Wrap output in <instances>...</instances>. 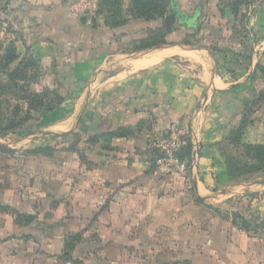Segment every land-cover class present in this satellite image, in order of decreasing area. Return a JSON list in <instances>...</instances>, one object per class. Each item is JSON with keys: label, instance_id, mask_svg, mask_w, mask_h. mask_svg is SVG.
<instances>
[{"label": "crops", "instance_id": "crops-1", "mask_svg": "<svg viewBox=\"0 0 264 264\" xmlns=\"http://www.w3.org/2000/svg\"><path fill=\"white\" fill-rule=\"evenodd\" d=\"M7 1L20 43L66 61L60 119L42 136L73 133L97 152L89 168L75 153L58 161L70 196L48 220L69 229L0 225V264H57L63 238L79 231L94 264H264V170L228 180L222 157L242 120L241 143L264 144V13L242 25L224 7L230 0H178L187 14L196 1L191 14L204 26L191 42L177 41L189 27L176 26L169 44L140 50L152 23L95 26L82 21L92 9L68 1ZM118 130L126 136L104 148L102 134ZM173 133L181 146L189 138V163L163 165L164 153L148 147ZM8 204L34 216L21 201Z\"/></svg>", "mask_w": 264, "mask_h": 264}, {"label": "rangeland", "instance_id": "rangeland-1", "mask_svg": "<svg viewBox=\"0 0 264 264\" xmlns=\"http://www.w3.org/2000/svg\"><path fill=\"white\" fill-rule=\"evenodd\" d=\"M100 1L101 0H97L96 2L92 0H70L68 2L77 6H85L83 10L92 9V15H87L86 17L85 14L89 11L82 12L84 19L89 22L94 20V25L96 26L98 22H103L102 17L106 15L104 8L101 9L100 13H97ZM175 1L178 5V0ZM250 2L251 4L241 7L243 16V20L241 21L242 25L249 23V20L252 22L255 15L264 13V0H250ZM94 4L96 5L95 7ZM186 5L185 2L181 6L183 7ZM122 6L125 11L127 6H129V0H122ZM224 7L228 8L226 4ZM195 8L196 1H193L190 14L185 12V7L184 10H181L179 6V10L189 16L193 15L191 13H193ZM11 11L8 1L0 0V39L8 41L15 38L19 56L24 58L23 56L26 54L25 56H30V58L35 60L34 64H36V67L27 69L30 82L28 86L24 83L26 88L38 94H42L45 89H49V91L55 90L58 95L63 96L64 93L62 89L66 84L64 77L67 68L66 65H64L66 61H64L63 58L61 59V55H55L46 60L34 56L31 47L25 45V42L22 44L20 43V30L13 20ZM122 15L124 16V12H122ZM128 21H130V19H128L127 22ZM195 21L200 27L204 26V23H202V16L196 17ZM257 21L261 22L262 20ZM162 22L161 20H157L155 22L148 21L147 23L154 24L153 29H157V27H162ZM149 30L150 29L146 30L147 40L151 41L153 37L158 39V30L150 32V35ZM184 32H189V35L179 36L177 41L191 42V39L195 36L192 35L194 34L192 28H185ZM237 34L240 35V33ZM196 37L201 38L200 34L196 35ZM170 40L165 39L166 42H171L172 40ZM173 42H176V39ZM132 43H134V41H132L131 44ZM18 60L9 67V70L17 64ZM0 79L6 86L5 91L0 92V225L6 228L11 224L10 222H12V224L14 223L20 227L31 225L34 230H53L61 228L67 230L69 227L65 225L68 222L63 219L58 221H53L52 219L48 220V217L54 216L52 212L59 207L60 198H64V196L61 195H66L65 197L70 196L69 189H67V191L61 189L62 186L60 185H63L65 180L57 173L58 161L64 158L65 152L68 157L75 153L78 156L79 162L85 165L86 168H89L90 162L87 158L90 157L91 153L93 155V153L95 154L97 152L95 148L92 149L89 147V145L93 144L94 140L88 139L82 141L80 138L76 139L74 137L72 139L70 135L42 136V132H44L47 127L60 119L58 110L49 113V115L43 112L44 108L30 111V109H28V103L20 99L23 93L18 89H9L11 85L10 80L4 75L0 77ZM16 84L22 86V83L19 81H17ZM68 88L67 86L66 90ZM49 98L50 99H45V104L47 106H54L57 102L55 94L49 95ZM16 111H19L17 116L13 114L14 112L16 114ZM28 117L30 119L23 123L18 129L7 130L10 122H21ZM110 139L112 138H107L105 136L102 138L101 142L104 143V145H102L104 148H110ZM49 146L52 147V150L49 149V151H46ZM222 151H232V154L236 155L231 145H226L222 148ZM72 175L73 173H70L66 176V181L69 184L74 181ZM13 200H18L26 204V208L34 215L31 216V221L16 220V216L21 213L8 204V202L10 203ZM67 207H71V205ZM38 213L42 214L39 219L36 216ZM3 216H7L8 218ZM10 217L14 218L13 221L9 219ZM74 236H77L76 239H73ZM83 240L84 237L81 231L66 235L63 238V249L58 256L57 264H63L64 262H70L71 264H94L96 257L92 258L80 250V244H82V250H84ZM64 255H67L69 258H64Z\"/></svg>", "mask_w": 264, "mask_h": 264}, {"label": "trees", "instance_id": "trees-1", "mask_svg": "<svg viewBox=\"0 0 264 264\" xmlns=\"http://www.w3.org/2000/svg\"><path fill=\"white\" fill-rule=\"evenodd\" d=\"M170 3L171 0H129V6H127L124 11L122 0H101L98 4L97 13H100L101 9L104 8L106 12V15L102 17L104 26L116 28L123 26L128 19H140L145 22H155L157 20L163 21L165 15L167 14ZM224 4H226V7L229 8L231 14L235 18H238V20L241 22L243 20L241 7L251 4V2L250 0H230ZM122 12H124V16L122 15ZM82 21L85 22L86 20L83 18ZM91 23L94 25L95 21L92 20ZM154 30H158L159 32L158 39L153 37L151 41H148V37L146 36V38L138 42L136 49L144 50L152 47H159L160 45L164 44H169V42L165 41V38L168 34L164 31L163 22L162 27L150 29L149 35L150 32H154ZM25 55L23 56L24 58L19 56L15 38L8 41L0 39V77L4 75L8 80H10L11 85L9 86V89H18L21 93H23V95L20 96V99L28 103V109H30V111L44 108L43 112L49 115V113L54 112L59 107L63 100V96L58 95L55 90L49 91V89H45L42 94H38L26 88L24 83H26L28 86V83L30 82L28 79L29 75L27 74V69L35 68L36 64H34L35 60L33 58H30V56L27 57ZM17 60V64L13 66L11 70H9V67H11ZM17 81L21 82L22 86H18V84H16ZM5 88L6 86L0 79V92H4ZM54 94L57 98L56 104L54 106H47L45 104V99H50L49 95ZM18 112L19 111H16V114L15 112L13 114L17 116ZM29 119L30 118L28 117L21 122L12 121L8 124L7 130H16ZM244 125L245 121L242 120L239 127L231 132L226 142V145H231L233 147L234 153L236 155L232 154V151H222L225 173L228 180L239 179L241 177L264 170V144L241 143L240 139L243 134ZM72 134L73 133H68L65 136H71ZM104 136L107 138H119L125 137L126 134L125 131L118 130L113 133H103L102 137ZM49 149L52 150V147L49 146L46 151H49ZM175 155L179 160H185L189 163L191 159V142L189 138H183V144ZM152 156L154 157L153 160H151V165L153 168L155 166L156 158L160 155L157 151H153L151 153V157ZM31 218V216L26 215L16 216V220L18 221L24 220L27 222L31 221ZM76 237L77 236H74L73 239H76ZM63 257L69 258L67 255H64Z\"/></svg>", "mask_w": 264, "mask_h": 264}, {"label": "water", "instance_id": "water-1", "mask_svg": "<svg viewBox=\"0 0 264 264\" xmlns=\"http://www.w3.org/2000/svg\"><path fill=\"white\" fill-rule=\"evenodd\" d=\"M195 20V17L189 16L186 13L181 12L179 10L178 5L176 4V1L171 0L170 6L167 10V14L163 19L164 31L167 34H170L175 30L176 26H186L194 29L195 31H198L200 29V25Z\"/></svg>", "mask_w": 264, "mask_h": 264}, {"label": "built area", "instance_id": "built-area-1", "mask_svg": "<svg viewBox=\"0 0 264 264\" xmlns=\"http://www.w3.org/2000/svg\"><path fill=\"white\" fill-rule=\"evenodd\" d=\"M96 2L97 0H92ZM181 143L176 134L169 135L166 139L158 141L155 137L148 139V147L159 149L164 153L163 158L160 163L163 165H170L172 163H177L176 151L180 148ZM63 264H71L70 262H64Z\"/></svg>", "mask_w": 264, "mask_h": 264}]
</instances>
